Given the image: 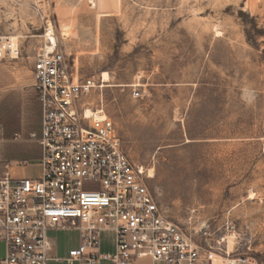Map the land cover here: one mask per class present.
I'll list each match as a JSON object with an SVG mask.
<instances>
[{
    "label": "rangeland",
    "instance_id": "1",
    "mask_svg": "<svg viewBox=\"0 0 264 264\" xmlns=\"http://www.w3.org/2000/svg\"><path fill=\"white\" fill-rule=\"evenodd\" d=\"M0 23L21 49L0 62V157L19 176L40 174L30 133L40 135L41 107L26 105L50 27L75 77L97 80L81 105L103 109L130 161L151 169L166 215L264 258V0H0ZM48 236L53 258L80 244L75 229ZM101 249L113 251L111 236Z\"/></svg>",
    "mask_w": 264,
    "mask_h": 264
},
{
    "label": "built area",
    "instance_id": "2",
    "mask_svg": "<svg viewBox=\"0 0 264 264\" xmlns=\"http://www.w3.org/2000/svg\"><path fill=\"white\" fill-rule=\"evenodd\" d=\"M51 37L54 29L45 28L33 68L42 126L30 137L41 148L40 174L13 177L0 157V264H264L229 250L224 238L211 244L166 215L149 187L151 169L130 161L103 109L96 119L81 105L97 86L95 76L77 79ZM15 39L0 23V62L19 58ZM50 229L78 230L79 246L65 259L53 258ZM104 236H111L113 251H102Z\"/></svg>",
    "mask_w": 264,
    "mask_h": 264
},
{
    "label": "crops",
    "instance_id": "3",
    "mask_svg": "<svg viewBox=\"0 0 264 264\" xmlns=\"http://www.w3.org/2000/svg\"><path fill=\"white\" fill-rule=\"evenodd\" d=\"M33 84H34V80H33V83L31 84V86H32V89L29 91V101H28V104L26 105V108H28L29 109V107H31V106H34V105H36L38 108H40L41 106H40V103H39V101H38V99H37V94H36V91H35V89H34V87H33ZM13 87V89H18V88H20L21 86H19V85H17V86H12ZM9 89H11V88H9ZM24 105V104H23ZM23 105H21V106H23ZM24 107V106H23ZM17 132H15L14 133V135L16 134ZM32 133V132H31ZM37 133V132H36ZM2 159V158H1ZM4 162H8L9 163V172L11 173V175L13 176V177H16V178H20L21 176H19L17 173H16V170H14L13 168L14 167H16L15 165L13 166V164H16V162L15 161H6V160H4V159H2ZM39 166V165H38ZM25 167H27V166H24V167H22V168H25ZM22 177H26V176H22Z\"/></svg>",
    "mask_w": 264,
    "mask_h": 264
},
{
    "label": "bare ground",
    "instance_id": "4",
    "mask_svg": "<svg viewBox=\"0 0 264 264\" xmlns=\"http://www.w3.org/2000/svg\"><path fill=\"white\" fill-rule=\"evenodd\" d=\"M51 38L53 39L54 42H56V38H54V37H51ZM109 79H110V76H109L108 72H104L103 82H104V83H105V82H109ZM103 86H106V85H105V84H102V87H103ZM86 109H87V108H86ZM86 114H87L88 116L93 115V116H95L96 119L101 118L100 112L93 111V110L90 109V108H88V109L86 110Z\"/></svg>",
    "mask_w": 264,
    "mask_h": 264
}]
</instances>
